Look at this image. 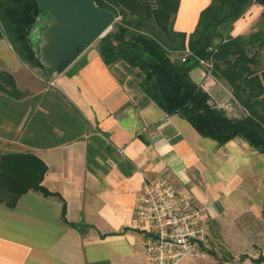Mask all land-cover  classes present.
Returning <instances> with one entry per match:
<instances>
[{
	"label": "crops",
	"instance_id": "crops-1",
	"mask_svg": "<svg viewBox=\"0 0 264 264\" xmlns=\"http://www.w3.org/2000/svg\"><path fill=\"white\" fill-rule=\"evenodd\" d=\"M210 2L180 0L173 27L193 32ZM263 15L261 4H251L231 34L264 28ZM6 45L0 39V56L14 65L12 71L23 70L25 63ZM205 62L192 78L217 106L239 116L232 90L207 73ZM143 78L125 60L108 65L95 44L53 75L50 82L78 108L90 133L49 147L21 142L31 150L0 147L2 153H32L37 174L46 166L41 184L55 193L31 189L14 207L0 202V264H150L145 232L134 222L145 175L165 177L204 210L209 243L197 264H264V153L240 136L224 145L202 136L151 99L139 85ZM8 141L5 147L12 146Z\"/></svg>",
	"mask_w": 264,
	"mask_h": 264
},
{
	"label": "trees",
	"instance_id": "trees-1",
	"mask_svg": "<svg viewBox=\"0 0 264 264\" xmlns=\"http://www.w3.org/2000/svg\"><path fill=\"white\" fill-rule=\"evenodd\" d=\"M93 1L117 16L114 31L97 43L108 65L125 60L140 68L144 72L139 84L143 91L168 114L185 118L202 136L221 145L240 136L264 153V28L247 36L231 34L233 23L248 6L257 2L264 7V0H211L190 34L173 27L180 0ZM42 17L47 21L33 40L30 30ZM0 20L21 61L52 75L54 72L40 60L39 47L50 18L37 1L0 0ZM206 35L211 39L209 55L203 60L209 62L207 73L232 90L242 109L239 116H230L217 106L204 85L191 76L202 64L193 52L205 42ZM3 36L0 31V39ZM85 63L83 60L77 66ZM7 76L0 69V80ZM0 91V122L10 119L19 126L24 121L30 134L22 141L30 146H55L90 133L85 117L59 90L47 89L32 97L19 88L0 86ZM30 159L37 158L30 152L0 151V202L14 207L31 189L46 196L55 194L41 184L45 164L37 174ZM65 212L64 205L62 216L66 219Z\"/></svg>",
	"mask_w": 264,
	"mask_h": 264
},
{
	"label": "built area",
	"instance_id": "built-area-1",
	"mask_svg": "<svg viewBox=\"0 0 264 264\" xmlns=\"http://www.w3.org/2000/svg\"><path fill=\"white\" fill-rule=\"evenodd\" d=\"M143 184L136 197L134 222L137 229L145 232L148 262L185 264L189 259V264H197L196 257L205 253L209 243L202 224L204 210L165 177L145 175Z\"/></svg>",
	"mask_w": 264,
	"mask_h": 264
},
{
	"label": "water",
	"instance_id": "water-1",
	"mask_svg": "<svg viewBox=\"0 0 264 264\" xmlns=\"http://www.w3.org/2000/svg\"><path fill=\"white\" fill-rule=\"evenodd\" d=\"M49 14L50 24L41 34L40 60L54 74L60 75L94 43L105 36L117 20L115 13L99 7L93 0H36ZM211 39L193 54L204 60L209 54Z\"/></svg>",
	"mask_w": 264,
	"mask_h": 264
},
{
	"label": "rangeland",
	"instance_id": "rangeland-1",
	"mask_svg": "<svg viewBox=\"0 0 264 264\" xmlns=\"http://www.w3.org/2000/svg\"><path fill=\"white\" fill-rule=\"evenodd\" d=\"M46 21L47 18L44 17L43 20L42 17L39 18L38 21L33 25V27L30 30L31 33L30 36L33 40L40 35L39 27L41 26V24L44 25ZM0 31L2 32V34H4L2 38H4L7 44L6 46L9 48V50L15 52L14 48H12L11 46L10 38L6 33V31L4 30L3 23L1 20H0ZM113 31L114 29L112 27L108 33ZM99 40H97L94 44L97 45ZM216 40L219 41L218 38H216ZM208 64L209 62L206 61L205 66H208ZM11 68H14V65L8 61L7 57L0 56V69L5 70L8 73L7 77H4L2 80H0V86L3 89L19 88L20 90L26 91L30 97L45 92L47 91V89L57 90V91L59 90L55 86H53L50 82L54 74L52 75L45 74L40 67L30 66L29 64L25 63V65L23 66V70H18L15 72L12 71ZM37 85H39V88L37 87ZM0 93L2 92L0 91ZM222 108H225V110H227L226 106H223ZM29 134L30 132L28 131V127L24 124V121L20 123L19 126H16V124H14V122H12L10 119H6L5 121L0 122V147L6 151L7 150L21 151V149L31 150L30 147L22 146L21 144V142L24 143L22 140L26 139L29 136ZM8 140L12 141L11 144L12 146L5 147V144L9 142ZM24 144L28 145L26 143Z\"/></svg>",
	"mask_w": 264,
	"mask_h": 264
}]
</instances>
